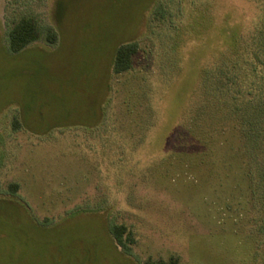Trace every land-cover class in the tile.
<instances>
[{
  "label": "rangeland",
  "instance_id": "374dc122",
  "mask_svg": "<svg viewBox=\"0 0 264 264\" xmlns=\"http://www.w3.org/2000/svg\"><path fill=\"white\" fill-rule=\"evenodd\" d=\"M22 16L39 39L12 54ZM262 19L264 0H0V264H264V37L252 79L219 58L223 23L249 40Z\"/></svg>",
  "mask_w": 264,
  "mask_h": 264
},
{
  "label": "trees",
  "instance_id": "16d2710c",
  "mask_svg": "<svg viewBox=\"0 0 264 264\" xmlns=\"http://www.w3.org/2000/svg\"><path fill=\"white\" fill-rule=\"evenodd\" d=\"M263 21V22H262ZM264 19L259 22L252 33H250L249 40L242 38L239 33V26L237 23L231 25V32L226 33L224 28L226 25L224 23L221 25L220 40L221 47H225L223 50H219L221 59V64L227 68L235 78L238 80L252 79V75H256L257 72L256 65L250 63L251 52L249 57L247 56L249 52V42L253 37V42L260 41L264 37ZM263 27V28H262ZM39 29L33 18L29 16H22L19 18L13 26L9 29L7 33V45L10 53H19L31 43H34L39 39ZM48 42L54 43L56 40L55 34L52 31L48 33ZM253 46V43L251 42ZM136 45L133 42H128L120 44L117 46L114 52L112 60V71L114 73H121L128 70L131 66L132 56L136 53ZM203 80L201 72V80ZM235 80V79H234ZM252 85V84H251ZM256 87V94L250 96L245 101L247 103L248 113L247 117L249 119V128L246 135L250 141H255L254 139V129L257 124V120L260 115L264 114V82L258 81V83L253 84ZM111 235L115 239V242L123 247L125 251H130V248L125 245L127 242H133L131 232L123 224H115L110 228ZM142 264H179V260L176 257H170L167 260L163 259H147Z\"/></svg>",
  "mask_w": 264,
  "mask_h": 264
}]
</instances>
